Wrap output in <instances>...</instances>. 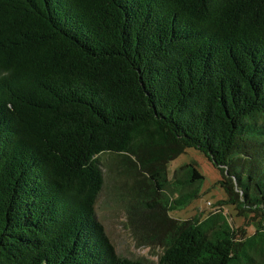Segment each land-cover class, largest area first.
Listing matches in <instances>:
<instances>
[{
	"label": "trees",
	"instance_id": "obj_1",
	"mask_svg": "<svg viewBox=\"0 0 264 264\" xmlns=\"http://www.w3.org/2000/svg\"><path fill=\"white\" fill-rule=\"evenodd\" d=\"M190 148L241 225L170 215ZM103 155L156 261L97 219ZM0 264H264V0H0Z\"/></svg>",
	"mask_w": 264,
	"mask_h": 264
},
{
	"label": "rangeland",
	"instance_id": "obj_2",
	"mask_svg": "<svg viewBox=\"0 0 264 264\" xmlns=\"http://www.w3.org/2000/svg\"><path fill=\"white\" fill-rule=\"evenodd\" d=\"M103 163L101 166L104 185L98 195L95 211L97 219L103 224L106 234L113 243L117 253L130 258H143L152 261L157 260V252L159 248H150L137 246L135 239L132 236L131 230L127 228L126 212L127 197L131 192L132 181H127L124 177H117L111 169L107 168L108 159L103 155ZM191 162L193 164H191ZM196 168L203 176V179L197 182L192 187L195 195L191 198L192 190L184 193V206L175 207L169 210L170 215L176 219H186L196 215H200L202 219L211 215V213H219L225 215L228 222L233 225V221L237 225H241L243 217L236 216L235 211L229 205L219 206L217 202L224 198L223 190L217 184L220 178L219 171L195 149H187L185 153L170 161L168 165L169 184L165 193L171 191V183L175 182L176 178H183V173ZM175 175H179L175 177ZM193 193V194H194ZM179 194L172 192V197L177 198ZM234 226V225H233ZM248 232H253V226H245Z\"/></svg>",
	"mask_w": 264,
	"mask_h": 264
}]
</instances>
